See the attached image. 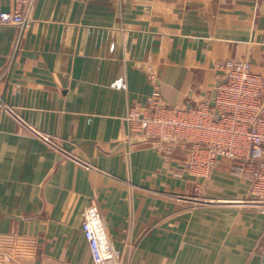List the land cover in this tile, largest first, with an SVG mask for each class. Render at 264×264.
I'll return each mask as SVG.
<instances>
[{
    "label": "crops",
    "instance_id": "0c3cea01",
    "mask_svg": "<svg viewBox=\"0 0 264 264\" xmlns=\"http://www.w3.org/2000/svg\"><path fill=\"white\" fill-rule=\"evenodd\" d=\"M15 11L29 27L0 24V97L16 116L0 108V264H94L91 201L120 264H264V214L242 204L231 161L175 177L124 122L151 73L181 108L213 97L224 61L264 76V0H0Z\"/></svg>",
    "mask_w": 264,
    "mask_h": 264
},
{
    "label": "built area",
    "instance_id": "2783aa9c",
    "mask_svg": "<svg viewBox=\"0 0 264 264\" xmlns=\"http://www.w3.org/2000/svg\"><path fill=\"white\" fill-rule=\"evenodd\" d=\"M0 24L22 32L29 19L18 11L0 13ZM218 69L213 97L185 108L162 100L157 75L151 73L145 105H130L124 122L128 134L152 143L164 162L176 161L175 177L206 180L219 160L228 159L233 175L249 183L242 204L264 214V76L248 60H227ZM0 108L14 115L1 97ZM82 233L94 264H120L95 201L83 212Z\"/></svg>",
    "mask_w": 264,
    "mask_h": 264
},
{
    "label": "rangeland",
    "instance_id": "374dc122",
    "mask_svg": "<svg viewBox=\"0 0 264 264\" xmlns=\"http://www.w3.org/2000/svg\"><path fill=\"white\" fill-rule=\"evenodd\" d=\"M197 103H198V102H197ZM197 103H196V104H197Z\"/></svg>",
    "mask_w": 264,
    "mask_h": 264
}]
</instances>
